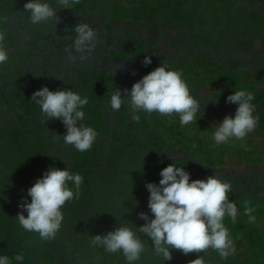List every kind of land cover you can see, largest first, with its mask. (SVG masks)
Returning a JSON list of instances; mask_svg holds the SVG:
<instances>
[{
    "label": "trees",
    "instance_id": "trees-1",
    "mask_svg": "<svg viewBox=\"0 0 264 264\" xmlns=\"http://www.w3.org/2000/svg\"><path fill=\"white\" fill-rule=\"evenodd\" d=\"M24 3L0 0V31L9 54L0 65V254L22 253L23 264H127L122 253L92 247L91 236L119 225L139 227L144 223L140 212L151 217L145 183H158L160 170L175 162L190 173V180L216 175L229 182L228 197L239 211L235 224L225 220L235 245L227 260L213 249L188 255L171 249L165 264H189L197 255L207 264H264V158L255 160L254 151L237 148L247 163L236 177L218 162L221 155L201 154L217 145L205 139L202 116L219 111L234 115L236 105L225 98L241 88L254 94L253 114L259 117L254 132L262 136L258 150L264 146V0H79L58 10L57 24L42 25L30 23ZM79 22L88 23L98 39L88 61L72 62L65 49ZM145 55L151 64H142ZM161 63L181 72L201 102L192 125L182 127L175 114L140 112L135 121L123 105L119 111L109 107L114 87L130 89ZM117 65L121 67L113 74ZM249 68L252 81L247 80ZM206 81L217 85L211 94L200 92ZM44 85L88 96L84 123L98 132L88 151L63 142L66 129L60 120L42 123L30 97ZM193 125L194 137L186 132ZM238 154L234 152L243 157ZM50 166L67 167L84 179L79 198L62 208L64 220L55 238L42 240L21 228L15 217L23 211L18 205L27 189ZM245 201L256 209L255 224L244 215ZM140 235L145 250L137 264H164L150 238Z\"/></svg>",
    "mask_w": 264,
    "mask_h": 264
},
{
    "label": "clouds",
    "instance_id": "clouds-1",
    "mask_svg": "<svg viewBox=\"0 0 264 264\" xmlns=\"http://www.w3.org/2000/svg\"><path fill=\"white\" fill-rule=\"evenodd\" d=\"M78 3L79 0H55L54 4L50 0H25L23 8L33 25L57 24L58 10L70 9ZM73 31L72 42L65 49L68 59L88 61L96 47L97 33L85 22L76 24ZM5 41V32L0 31V65L9 60ZM151 63L150 56L145 55L142 64ZM120 67L114 66L111 72L115 74ZM254 98L251 91L243 88L225 98L226 103L236 108L234 115H225L215 124L212 131L215 144L242 140L257 127L259 117L253 114ZM30 100L40 109L44 117L42 123L51 119L61 121L66 129L62 135L65 144L86 152L97 140L98 132L84 123L88 96L72 89L50 90L44 85L33 91ZM107 103L113 111H119L123 105L135 121H139L140 112L169 117L175 114L182 127L196 120L201 110V102L190 93L182 73L162 63L135 81L130 89L122 92L114 87ZM159 176L158 183H145L151 217L140 212L138 216L144 223L139 227L119 225L104 234L91 236L90 245L108 253H122L127 264H137L145 250L140 235L144 234L152 241L155 256L161 257L164 264L172 258L171 249L180 250L184 255L213 249L221 260H227L234 253L235 245L225 220L235 224L239 211L237 204L228 197L232 185L216 175L190 180V173L175 162L163 167ZM83 179L81 174L67 167H48L27 189V196L22 197L18 205L23 209L15 217L20 227L38 233L42 240L55 238L64 220L62 208L66 202L79 198ZM255 211L248 201L244 202V215L249 223H256ZM24 259L22 253L14 257L0 254V264H13V260L23 264ZM189 264H207V261L204 256L197 255Z\"/></svg>",
    "mask_w": 264,
    "mask_h": 264
},
{
    "label": "rangeland",
    "instance_id": "rangeland-1",
    "mask_svg": "<svg viewBox=\"0 0 264 264\" xmlns=\"http://www.w3.org/2000/svg\"><path fill=\"white\" fill-rule=\"evenodd\" d=\"M256 43L259 45V41L256 40ZM196 70L201 71L200 68H196ZM247 72L250 73V77L247 80L252 81L255 78L254 73H253V69L249 68V70ZM222 85L223 84H219L220 87ZM256 85L258 87H260V86H262V83L258 82ZM216 86L217 85H214L213 83L206 81L205 87L201 88L200 92L206 93V94H211L214 92V89ZM217 88H219V87H217ZM225 115L226 114L224 111H219L216 114H210V115L202 116V117H204V120L207 122L204 125V126H206V125L207 126L203 130V133L205 134V139L210 138L213 141L212 131L216 126L215 124L217 122L222 121V119L224 118ZM192 124H193V122L191 123V125ZM254 131L255 130L248 133L247 134L248 137L247 138L245 137L242 140H230L229 142H227L225 144H220V145H216L215 142L213 141V143L216 146L211 147L209 150H206L205 148L201 149V154L203 153L206 155H208V154L213 155L214 153H216L218 155V157L221 155L222 158L217 159V160L220 164L226 165L227 168H225L224 170H233L236 174V177H238V176H240V174H242V171L246 167L247 162L244 159V157H246V156L244 154H242L243 151L241 149H237V148L243 147L249 151H254L255 157H256L255 160L261 159L262 157L264 158V153H262V152H264V146L260 150H258L260 145H261V142H262V136L260 134L255 133ZM186 132H187V134L191 135L192 137H194V135L197 133L194 125L191 127H188L186 129ZM245 139H247V141H249V142L245 143L244 142ZM196 145L201 146V144L199 142H197ZM234 152H237V154L239 153L238 155L243 156V157H238L237 155H234ZM249 164L251 165L252 163H249ZM263 178H264V174H263Z\"/></svg>",
    "mask_w": 264,
    "mask_h": 264
}]
</instances>
